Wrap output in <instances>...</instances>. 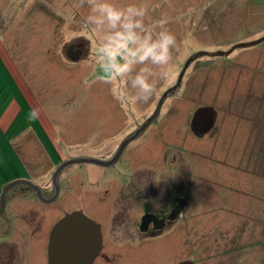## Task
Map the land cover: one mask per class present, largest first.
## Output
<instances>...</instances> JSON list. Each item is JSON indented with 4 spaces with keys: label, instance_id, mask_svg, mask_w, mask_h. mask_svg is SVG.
I'll return each instance as SVG.
<instances>
[{
    "label": "rangeland",
    "instance_id": "374dc122",
    "mask_svg": "<svg viewBox=\"0 0 264 264\" xmlns=\"http://www.w3.org/2000/svg\"><path fill=\"white\" fill-rule=\"evenodd\" d=\"M136 2L147 6V24L167 18L166 27L175 34L177 46L166 66H153L166 73L158 77L154 95L144 103L125 104L115 98L114 84L97 78L98 37L82 20L89 12L88 0H0V111L20 95L25 100L20 109L28 111L23 115L32 124L23 132L10 127L4 135L0 130V184L23 175L14 149L48 177L54 167L49 158L69 156L44 132L61 136L70 155L103 156L110 140L105 138V127L132 129L136 119L152 112L156 96L176 85L193 54L228 51L264 36V0ZM59 13L71 14V23ZM73 43L83 48L77 60L66 52ZM181 81L178 94L163 106L160 128L142 138L139 149L143 170L172 174L174 184L189 185V204L157 243L143 241L142 257L128 264H264V41L227 56H201ZM130 104L134 114L128 113ZM203 107L213 108L214 124L207 136L198 137L191 121L193 125ZM34 131H39L47 150ZM81 167L68 169L81 177L64 183L67 187L56 209L45 207L48 224H54L66 208L82 207L85 203L76 200V190L88 189L89 177L106 174L98 166ZM104 184L97 188L103 190ZM132 231L124 234L133 235ZM19 243L12 256L3 246L0 264H48L47 236L45 241L35 240L37 244Z\"/></svg>",
    "mask_w": 264,
    "mask_h": 264
},
{
    "label": "flooded vegetation",
    "instance_id": "af4514ba",
    "mask_svg": "<svg viewBox=\"0 0 264 264\" xmlns=\"http://www.w3.org/2000/svg\"><path fill=\"white\" fill-rule=\"evenodd\" d=\"M71 46H73L74 52L83 49L79 44L73 43L68 46L67 54ZM170 88L172 86L163 91L159 98L156 96L152 112L142 119H136L134 126L132 125L133 128L129 131L120 126L105 127L103 130L105 138L110 140L105 146L103 156L70 155L66 142L61 136L58 135L55 138L53 135L56 133H53L52 137L49 132H44L52 141L57 142L65 155H69L67 157L59 155L57 160L54 157L49 158L54 167L48 177L37 168L35 162L19 157L17 150L14 149L24 172L23 175L0 184V256H4L3 246L6 255L12 256L15 254L16 243L30 241L37 244L35 240L44 239L45 241V236H47V251L44 250V253L47 252L48 259L50 237L54 227L67 214L77 212L82 213L99 228L100 247L91 264H128L130 260H137V257L140 260L143 255V241H146V244L157 243L161 233L174 226L175 221L185 211L190 200L188 184L183 182L181 185L178 183L179 181L176 182L177 185L174 184L172 179L174 175L172 174L160 175L153 171L143 170L146 166L143 165L140 158L142 138L153 133L154 129L160 128L159 120L163 106L167 100L178 94L180 86L176 92L168 94L159 107L160 100ZM130 105L132 107L128 109V113L134 114L136 109L132 104ZM120 128L122 129L120 130ZM191 130L198 137H205L212 131L211 129L209 132L201 133L195 129L192 121ZM38 132L34 131L33 133L42 148L47 150L45 141L38 135ZM114 132L119 133L111 135ZM51 140L50 142H52ZM80 157L94 158L102 163L75 161ZM84 164L101 167L106 171V174L101 178L93 177L91 179L89 177V188L81 191L76 190V200L84 202V207L72 208L71 211L66 208L54 224L52 221H49L50 224H48L45 212L47 208L45 209V207L49 206V208H53V211L56 209L54 205H57L67 187L64 183L72 181L76 177L78 180L81 177V174H77V172L69 174L68 169L75 165L80 169ZM188 174L189 172H187ZM164 180L170 182L165 183ZM100 182H105L103 190L97 188L100 186ZM100 193H102L101 196ZM73 200L75 201V198ZM40 208H43L41 212ZM27 213L29 214L26 215ZM30 215L33 219L30 218ZM20 216L23 217L22 220H19ZM35 217H38V221L34 220ZM22 224L25 227H22ZM137 229L139 230L137 231ZM126 230H134L132 231L133 235L124 234ZM33 236L36 238H32ZM30 238L34 240L31 241ZM112 240L117 244L113 245Z\"/></svg>",
    "mask_w": 264,
    "mask_h": 264
},
{
    "label": "clouds",
    "instance_id": "9594fccd",
    "mask_svg": "<svg viewBox=\"0 0 264 264\" xmlns=\"http://www.w3.org/2000/svg\"><path fill=\"white\" fill-rule=\"evenodd\" d=\"M83 26L97 34L94 52L97 78L114 84L121 103H144L153 95L158 77L166 76L153 66H166L177 46L175 34L161 17L145 22L148 8L136 0L123 4L114 0H88ZM71 23V14L59 13Z\"/></svg>",
    "mask_w": 264,
    "mask_h": 264
},
{
    "label": "water",
    "instance_id": "95a60500",
    "mask_svg": "<svg viewBox=\"0 0 264 264\" xmlns=\"http://www.w3.org/2000/svg\"><path fill=\"white\" fill-rule=\"evenodd\" d=\"M264 41V36L260 39L251 42H241L232 46L228 51L216 52H197L188 58L179 75L176 85L165 92L160 100L159 107L168 94L178 90L185 71L190 64L201 56H227L234 50L256 46ZM81 51L74 52L73 46L68 50V56L72 60H77L80 57ZM214 110L212 107L200 108L194 118L193 126L204 133L208 131L214 124ZM75 161L96 162L102 161L90 158L80 157ZM177 212V211H176ZM100 247L99 228L82 213L67 214L54 227L49 243L48 264H91Z\"/></svg>",
    "mask_w": 264,
    "mask_h": 264
},
{
    "label": "crops",
    "instance_id": "0c3cea01",
    "mask_svg": "<svg viewBox=\"0 0 264 264\" xmlns=\"http://www.w3.org/2000/svg\"><path fill=\"white\" fill-rule=\"evenodd\" d=\"M21 105L25 107V100L22 96L19 95L16 100L12 98L5 109L0 111V130L3 131L4 135L7 134L6 132L10 127H15L14 129H19L20 132H23L25 127L32 126L31 122L27 121L26 116L23 115L24 113L29 115L28 111L23 110L24 108L21 110ZM20 117L23 119V121H21ZM24 120L27 121L28 125H24ZM12 132H15V130H13ZM13 138L15 137H12V139ZM12 139L8 138L7 140L10 145H12L13 143V141H11Z\"/></svg>",
    "mask_w": 264,
    "mask_h": 264
}]
</instances>
